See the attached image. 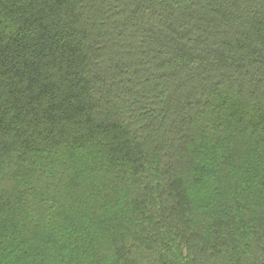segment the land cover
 <instances>
[{"label":"trees","instance_id":"trees-1","mask_svg":"<svg viewBox=\"0 0 264 264\" xmlns=\"http://www.w3.org/2000/svg\"><path fill=\"white\" fill-rule=\"evenodd\" d=\"M0 264H264V0H0Z\"/></svg>","mask_w":264,"mask_h":264}]
</instances>
